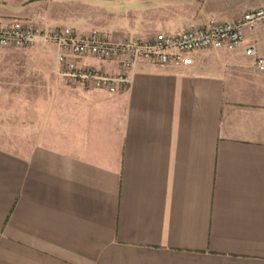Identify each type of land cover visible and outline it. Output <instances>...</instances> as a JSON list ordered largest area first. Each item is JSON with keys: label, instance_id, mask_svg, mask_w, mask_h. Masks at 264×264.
<instances>
[{"label": "crops", "instance_id": "obj_1", "mask_svg": "<svg viewBox=\"0 0 264 264\" xmlns=\"http://www.w3.org/2000/svg\"><path fill=\"white\" fill-rule=\"evenodd\" d=\"M262 6L0 0V21L120 43ZM57 55L0 51V264H264V72L254 59L211 49L186 67L145 62L112 94L67 81ZM88 62L123 72L118 60Z\"/></svg>", "mask_w": 264, "mask_h": 264}, {"label": "built area", "instance_id": "obj_2", "mask_svg": "<svg viewBox=\"0 0 264 264\" xmlns=\"http://www.w3.org/2000/svg\"><path fill=\"white\" fill-rule=\"evenodd\" d=\"M39 40L57 47L61 73L67 81L112 94L118 93L122 85H129L130 72L139 64L186 67L193 64L194 54L202 50L241 51L264 72V6L237 19L212 17L204 22H188L175 32H161L151 39L120 43L98 30L79 36L70 28L45 30L30 20L0 21V51L30 47ZM89 58L99 62L118 60L123 72L109 74L89 63Z\"/></svg>", "mask_w": 264, "mask_h": 264}, {"label": "rangeland", "instance_id": "obj_3", "mask_svg": "<svg viewBox=\"0 0 264 264\" xmlns=\"http://www.w3.org/2000/svg\"><path fill=\"white\" fill-rule=\"evenodd\" d=\"M5 50H16V51H33V50H51V51H57V47L53 44L47 43L43 40H39L37 41L34 45L30 46V47H24V48H9V49H5ZM3 93L5 92H1L0 91V95H3ZM1 112L2 108H0V119L5 117L6 115H3Z\"/></svg>", "mask_w": 264, "mask_h": 264}]
</instances>
